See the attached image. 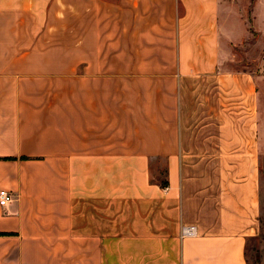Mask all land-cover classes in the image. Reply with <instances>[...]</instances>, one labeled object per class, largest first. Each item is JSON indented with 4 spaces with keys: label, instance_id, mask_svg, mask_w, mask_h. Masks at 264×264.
Returning <instances> with one entry per match:
<instances>
[{
    "label": "crops",
    "instance_id": "crops-1",
    "mask_svg": "<svg viewBox=\"0 0 264 264\" xmlns=\"http://www.w3.org/2000/svg\"><path fill=\"white\" fill-rule=\"evenodd\" d=\"M231 7L0 0V264H247L259 89L225 66Z\"/></svg>",
    "mask_w": 264,
    "mask_h": 264
},
{
    "label": "rangeland",
    "instance_id": "rangeland-1",
    "mask_svg": "<svg viewBox=\"0 0 264 264\" xmlns=\"http://www.w3.org/2000/svg\"><path fill=\"white\" fill-rule=\"evenodd\" d=\"M233 20L245 29L241 43L232 45L225 66L233 70H247L255 74L259 89V156L260 177L259 230L247 240V264H264V0H230Z\"/></svg>",
    "mask_w": 264,
    "mask_h": 264
},
{
    "label": "built area",
    "instance_id": "built-area-1",
    "mask_svg": "<svg viewBox=\"0 0 264 264\" xmlns=\"http://www.w3.org/2000/svg\"><path fill=\"white\" fill-rule=\"evenodd\" d=\"M13 199L10 191L5 189H0V205L4 206ZM194 233V228L192 226L183 227L181 234L182 236L192 235Z\"/></svg>",
    "mask_w": 264,
    "mask_h": 264
},
{
    "label": "trees",
    "instance_id": "trees-1",
    "mask_svg": "<svg viewBox=\"0 0 264 264\" xmlns=\"http://www.w3.org/2000/svg\"><path fill=\"white\" fill-rule=\"evenodd\" d=\"M164 184V183H163Z\"/></svg>",
    "mask_w": 264,
    "mask_h": 264
}]
</instances>
